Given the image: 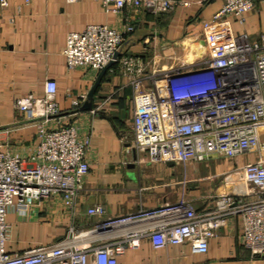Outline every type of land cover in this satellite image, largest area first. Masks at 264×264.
Returning a JSON list of instances; mask_svg holds the SVG:
<instances>
[{
    "label": "built area",
    "instance_id": "obj_1",
    "mask_svg": "<svg viewBox=\"0 0 264 264\" xmlns=\"http://www.w3.org/2000/svg\"><path fill=\"white\" fill-rule=\"evenodd\" d=\"M223 1L203 25L208 55L194 63L146 75L141 60L119 57L132 27L117 31L89 25L70 33L63 51L69 70L102 71L111 64L108 70L114 72L118 63L134 92L129 147L136 155H147L150 163L254 157L222 173L229 190L213 196L215 207L197 211L184 194L175 202L122 216H108L104 205H95L87 211L97 218L93 224L72 226L57 243L9 252L11 209L30 213L36 205L57 199L75 214L76 199L90 173V137H81L75 125L61 124L57 85L47 81L43 97L30 94L15 102L17 111L35 123L39 143L24 158L0 140V264H117L119 256L145 238L155 247L188 244L193 253L203 254L209 239L236 217L242 222L243 245L254 257H264V34L252 40L225 26L230 17L244 23L245 14L264 0ZM102 2L109 14L126 7L162 14L178 4ZM0 5L7 6L8 0H0Z\"/></svg>",
    "mask_w": 264,
    "mask_h": 264
},
{
    "label": "crops",
    "instance_id": "obj_2",
    "mask_svg": "<svg viewBox=\"0 0 264 264\" xmlns=\"http://www.w3.org/2000/svg\"><path fill=\"white\" fill-rule=\"evenodd\" d=\"M177 2L171 12L162 14L134 7L109 14L102 0H8L7 6L0 5V140L24 158L39 143L35 123L17 111L15 102L30 94L43 97L47 81L57 85L61 124L75 125L81 137H90L86 154L90 173L76 199V213L57 199L36 205L30 213L11 209L9 252L54 244L72 226L93 224L97 218L87 211L95 205H104L108 216H122L175 202L184 194L197 211H206L215 207L213 196L229 190L221 177L232 165L227 160L168 165L136 155L129 147L134 92L118 63L114 72L103 75L91 109L84 110L101 71L69 70L63 54L70 33L108 25L117 31L132 27L125 33L119 57L141 60L146 75L200 61L208 55L203 25L224 1ZM225 26L258 40L264 34V2L245 14L244 23L230 17ZM74 100L79 101L77 108ZM117 264H264V257H254L243 245L242 222L236 217L209 239L207 253H193L188 244L155 247L145 238L119 256Z\"/></svg>",
    "mask_w": 264,
    "mask_h": 264
},
{
    "label": "water",
    "instance_id": "obj_3",
    "mask_svg": "<svg viewBox=\"0 0 264 264\" xmlns=\"http://www.w3.org/2000/svg\"><path fill=\"white\" fill-rule=\"evenodd\" d=\"M110 66H111V64L108 67L104 68L101 71V74H100V76H99L96 84L94 85V87L92 88L91 92L88 95V101H87V103L83 107L84 110L91 109L93 96H94V94H95V92H96V90H97V88H98V86H99V84L101 82V79H102L103 75L108 71V69H109ZM174 164H175L174 162H169L168 163V165H174Z\"/></svg>",
    "mask_w": 264,
    "mask_h": 264
},
{
    "label": "rangeland",
    "instance_id": "obj_4",
    "mask_svg": "<svg viewBox=\"0 0 264 264\" xmlns=\"http://www.w3.org/2000/svg\"><path fill=\"white\" fill-rule=\"evenodd\" d=\"M252 156H243V157H241V158H238V159H232V160H227L230 164H232L231 165V167L230 168H232V167H234L235 165H237V164H244V163H246V162H249V161H251L252 160V158H251ZM220 163H222V162H220ZM223 164V163H222ZM203 167H205L204 165H203ZM185 167H183V169H184ZM185 170V169H184ZM182 173H185V172H182Z\"/></svg>",
    "mask_w": 264,
    "mask_h": 264
}]
</instances>
